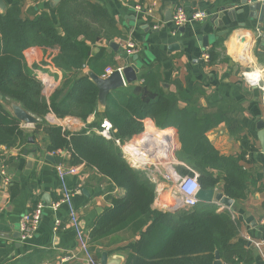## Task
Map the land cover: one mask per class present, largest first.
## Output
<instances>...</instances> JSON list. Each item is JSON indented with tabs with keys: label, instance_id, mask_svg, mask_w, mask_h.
Returning <instances> with one entry per match:
<instances>
[{
	"label": "crops",
	"instance_id": "crops-1",
	"mask_svg": "<svg viewBox=\"0 0 264 264\" xmlns=\"http://www.w3.org/2000/svg\"><path fill=\"white\" fill-rule=\"evenodd\" d=\"M14 1L21 2L24 17H32L36 11L43 10L57 22L55 6L60 0H0V4L2 2L6 7ZM90 1L107 9L120 32V36L110 41L89 44V56L103 55L99 64L104 69L101 77L129 65L136 69V78L124 79L123 86L139 85L144 76L149 75L151 67L160 76L157 83L161 91L178 95L181 88L189 98L190 90L197 87L202 91L198 97L199 104L206 108L205 112L216 113L223 108L233 109L229 115H238L241 130L237 135L230 134L222 121L210 128L206 136L221 155L243 154L239 162L247 173L245 196L232 198L230 207L222 206L214 197L205 203L215 204L218 210L227 209L238 222L233 241L243 247L241 256L235 255L232 262H227L218 253L220 264H264V152L258 137L259 122L264 128V10L254 11L252 15L249 7L254 3L252 0ZM178 4L184 7L188 17L197 11H203L205 17L192 19L173 32L171 20L166 19L167 11L173 13ZM137 5L142 9L136 10ZM149 7L151 12L147 11ZM110 42H115L118 48L115 50ZM128 43L135 46L136 52H129ZM203 52L209 54L208 61L201 59ZM135 55L136 59L133 58ZM43 56L44 50L39 46L24 50L26 65L35 76L52 84L53 88L43 93L48 98L61 83L63 72L54 64L44 62ZM85 72H88L87 67ZM249 72L258 74L259 86L246 80L244 74ZM185 100L179 98L178 107H184ZM0 101L13 115L15 107H21L9 99L0 98ZM105 105L97 100L85 121L72 116L58 118L47 113L44 122L78 131L91 123L108 122L103 118ZM145 125L155 126L154 120L146 117L143 127ZM34 126L35 123L21 121L27 137L13 146L0 144V264H86L69 224L67 208L63 204L56 209L49 206L61 197L54 171V165L58 163L55 157L59 156L63 164L71 165L70 154L66 150L50 152L48 137L41 130L33 133ZM166 128L176 134L174 128ZM92 130L97 132L95 127ZM176 139L178 142L177 134ZM75 166H78V172L69 176L67 183L80 224L89 234L98 216L111 205L110 197L121 196L124 190L114 186L93 167L83 163ZM154 185L152 208L166 211L160 204L169 198L168 187L165 183L159 187ZM220 185L213 189L214 193L222 192ZM37 202L45 205L40 223L27 241H21L19 220L23 214L31 212ZM55 220H59L56 229ZM138 238L139 231L134 233V229L125 227L103 238L90 239L89 243L101 262L104 257L105 264H124Z\"/></svg>",
	"mask_w": 264,
	"mask_h": 264
},
{
	"label": "trees",
	"instance_id": "trees-1",
	"mask_svg": "<svg viewBox=\"0 0 264 264\" xmlns=\"http://www.w3.org/2000/svg\"><path fill=\"white\" fill-rule=\"evenodd\" d=\"M55 12L57 22L43 10L24 17L20 1L0 12V95L39 119L33 133L41 130L46 134L50 152L68 151L71 165L93 167L124 190L123 195L110 197L111 205L93 223L91 241L125 227L139 231L124 264H213L215 251L227 262L241 256L243 247L233 241L238 222L230 211L201 201L189 209L152 208L154 183L123 157L115 142L139 134L145 118L151 117L157 128L175 129L180 144L175 157L182 163L176 167L179 173L194 171L201 189H214L220 183L226 196L243 198L247 180L239 162L243 154L221 155L206 136L222 121L230 134L237 135L241 130L238 115H229L233 109L223 108L216 113L205 112L199 104L202 91L197 87L190 90L189 98L181 88L178 95L161 91L157 83L160 76L150 67L141 84H128L107 95L103 118L111 124V138L92 130H99L100 122L78 131L47 125V113L83 121L92 113L98 88L85 67L98 76L104 69L99 67L102 53L89 56V44L120 36L115 18L96 2L60 0ZM30 46L42 47L43 61L63 72L61 83L48 98L43 94L42 81L26 65L24 50ZM179 98L186 99L184 107H178ZM26 137L21 120L0 101V144L13 146ZM55 160L62 162L59 156Z\"/></svg>",
	"mask_w": 264,
	"mask_h": 264
},
{
	"label": "built area",
	"instance_id": "built-area-1",
	"mask_svg": "<svg viewBox=\"0 0 264 264\" xmlns=\"http://www.w3.org/2000/svg\"><path fill=\"white\" fill-rule=\"evenodd\" d=\"M252 1L264 4V0ZM135 9L141 10L142 8L137 5L135 6ZM151 10V7L147 8L148 12H151ZM204 17L205 13L203 11H197L192 14L191 17H188L184 7L178 4L175 5L172 13L171 27L174 32L176 29H179L192 21V19L199 20ZM128 48L130 53L136 52L135 46L132 43H128ZM201 59L208 61L209 54L203 52L201 54ZM116 69L121 74L122 69ZM244 77L250 84L259 86L258 74L249 72L244 74ZM42 83L43 93H47L53 88L52 84L48 83V81ZM100 126L101 127L97 132L106 138H111V125L104 121ZM115 142L120 147L123 157L133 167L143 170L146 177L154 184H157L158 187L162 183L167 185L169 198L160 204L162 209L167 211L189 209L200 201L197 196L198 191L201 190L198 183V174L194 171H191V173L188 174H181L176 169L177 165L182 163L175 157V152L178 149V142L176 134L172 129H160L155 126L145 125L143 130L135 138L128 139L122 143H120L119 140H115ZM54 171L59 181L61 197L57 201L51 202L49 206L52 209H56L59 205L63 204L67 208L69 224L74 231L78 248L86 264H104L95 257L90 249L89 234L84 231L80 224L78 212L72 200V191L67 183L69 176L77 174L78 166L65 165L62 162H58L54 165ZM193 182L196 187L192 192H189L187 188ZM44 207L45 205L43 203L37 202L35 208L31 212L23 214L20 218L19 236L21 241H27L37 229ZM58 225L59 220H55V229Z\"/></svg>",
	"mask_w": 264,
	"mask_h": 264
},
{
	"label": "water",
	"instance_id": "water-1",
	"mask_svg": "<svg viewBox=\"0 0 264 264\" xmlns=\"http://www.w3.org/2000/svg\"><path fill=\"white\" fill-rule=\"evenodd\" d=\"M250 9L252 10L251 14L253 15L254 11L256 12L257 10H264V4H260L258 2L252 3L250 6ZM5 6L1 2L0 4V9H4ZM167 20L172 19V10L167 11ZM111 47H113L115 50L118 48V45L115 42H110L109 43ZM134 59L137 58L135 55L133 57ZM136 69L133 68V66H125L122 68L121 74L117 69L112 70L107 77H101L96 74H94L92 71H88L89 77L94 81L98 88V100L99 103L104 104L106 103V97L107 95L118 89L119 87H122L124 85L123 79L126 81H130L136 78L135 74ZM123 79H122V76ZM0 98L2 96L0 95ZM15 116L19 118L22 122H25L26 124H34L38 121V118L35 117L33 114L25 111L22 107L16 106L14 110ZM260 130H259V140L261 143L262 151L264 152V128H263V123L259 122L258 124ZM197 196L199 197L200 200L204 202H210L212 197L225 207H230L233 203V199L226 196L223 192H215L213 189H201L198 191ZM215 258L216 260L214 261V264H220L219 262V255L218 252H215ZM102 262L105 264L106 259H104Z\"/></svg>",
	"mask_w": 264,
	"mask_h": 264
},
{
	"label": "clouds",
	"instance_id": "clouds-1",
	"mask_svg": "<svg viewBox=\"0 0 264 264\" xmlns=\"http://www.w3.org/2000/svg\"><path fill=\"white\" fill-rule=\"evenodd\" d=\"M195 187H196V185H195V183L193 182V183H191V184L188 186L187 190H188L189 192H192V191L195 189Z\"/></svg>",
	"mask_w": 264,
	"mask_h": 264
},
{
	"label": "rangeland",
	"instance_id": "rangeland-1",
	"mask_svg": "<svg viewBox=\"0 0 264 264\" xmlns=\"http://www.w3.org/2000/svg\"><path fill=\"white\" fill-rule=\"evenodd\" d=\"M133 139V138H132Z\"/></svg>",
	"mask_w": 264,
	"mask_h": 264
}]
</instances>
